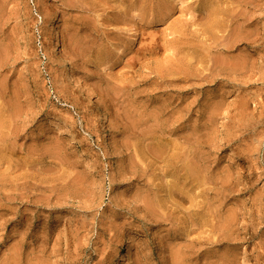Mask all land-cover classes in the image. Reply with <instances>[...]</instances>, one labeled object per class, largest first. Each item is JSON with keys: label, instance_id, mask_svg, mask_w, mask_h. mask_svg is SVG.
Returning a JSON list of instances; mask_svg holds the SVG:
<instances>
[{"label": "rangeland", "instance_id": "374dc122", "mask_svg": "<svg viewBox=\"0 0 264 264\" xmlns=\"http://www.w3.org/2000/svg\"><path fill=\"white\" fill-rule=\"evenodd\" d=\"M0 264H264V0H0Z\"/></svg>", "mask_w": 264, "mask_h": 264}, {"label": "bare ground", "instance_id": "6f19581e", "mask_svg": "<svg viewBox=\"0 0 264 264\" xmlns=\"http://www.w3.org/2000/svg\"><path fill=\"white\" fill-rule=\"evenodd\" d=\"M58 20H59L58 18H55L54 22H58ZM130 29H131V31H130L131 35L129 37H127L126 39H124L123 46L126 47L128 51H134L137 48L138 43L141 39V32H140V28H138L136 25ZM50 34H51V38H52V42L54 43V46L56 47L57 50H59L61 48V35L59 33V26L57 25V23H54V25H52V27L50 29ZM117 51L119 53H121L123 50L121 47H119L117 49ZM92 96H93V94H92ZM101 120H102L103 124L110 123V115L105 110H103L101 113ZM188 165H190V163ZM186 168H188V167L186 166ZM188 174L190 176H192L194 173L190 169L188 171Z\"/></svg>", "mask_w": 264, "mask_h": 264}]
</instances>
